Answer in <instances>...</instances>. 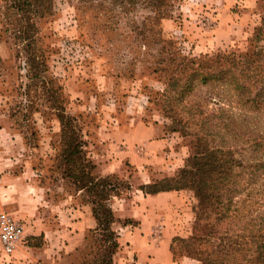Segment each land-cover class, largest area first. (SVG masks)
<instances>
[{
  "label": "rangeland",
  "instance_id": "rangeland-1",
  "mask_svg": "<svg viewBox=\"0 0 264 264\" xmlns=\"http://www.w3.org/2000/svg\"><path fill=\"white\" fill-rule=\"evenodd\" d=\"M263 20L264 0H0V121L10 130L8 153L31 164L30 180L49 203L74 197L98 212L112 186L129 188L126 176L134 183L129 165L123 175L97 170L124 141L120 126H157L166 141L158 157L174 174L152 181L179 192L185 206L170 244L175 255L199 264H264L262 169H253L250 187L241 180L248 164L263 162L264 102L256 132L248 133L253 114L232 95L227 67L217 61L259 45L262 33L253 35ZM198 141V152L219 147L225 164L233 160L236 184L224 214L197 218L196 188L177 179L175 165L187 164ZM41 244V236L23 234L10 256H0L9 263ZM116 252L110 248L104 263L112 264ZM87 259L85 244L72 264Z\"/></svg>",
  "mask_w": 264,
  "mask_h": 264
},
{
  "label": "crops",
  "instance_id": "crops-1",
  "mask_svg": "<svg viewBox=\"0 0 264 264\" xmlns=\"http://www.w3.org/2000/svg\"><path fill=\"white\" fill-rule=\"evenodd\" d=\"M9 132V127L0 121V211L22 221L24 234L41 236L42 244L38 248L24 247L9 263L0 256V264H72L76 250L85 246L86 233L95 228L91 209L86 204L78 206L74 197L57 204L46 201L43 190L30 180L31 164L21 166L19 155L8 153L13 144ZM119 132L124 141H120L117 152H109L113 154L109 160L97 163L101 176L123 175V166L129 165L131 171L127 175L134 179L131 183L126 176L123 180L129 182L128 190L108 199L115 217L110 228L117 235L112 264H197L187 257L173 259L170 252L172 239L183 222L181 212L185 210L179 205V192L151 194L144 187L155 178L174 174L173 170L166 171V161L158 157L166 154V141L160 137V130L157 126L145 128L129 123L120 126ZM179 166L177 163L175 170Z\"/></svg>",
  "mask_w": 264,
  "mask_h": 264
},
{
  "label": "trees",
  "instance_id": "trees-1",
  "mask_svg": "<svg viewBox=\"0 0 264 264\" xmlns=\"http://www.w3.org/2000/svg\"><path fill=\"white\" fill-rule=\"evenodd\" d=\"M260 27L261 28H257L255 35H253V38L256 39V37L262 33V41L259 45L257 42L253 41L251 44L252 47L244 53L237 55L224 53L219 57V59L216 57L217 61H223V64L227 67L225 70L227 73L226 84L228 85L227 87L231 91L232 95L237 98V101L240 104L244 105L246 110L253 114L249 119L248 133L256 132L254 129L257 125L256 122L259 119L258 116H260L258 108L260 103L264 102V20L261 21ZM215 64L217 65L218 62ZM221 73L222 70L218 69L216 75H221ZM209 77L212 79L217 78L212 76ZM245 105H247V107H245ZM250 122L253 124H250ZM211 127H213L212 129L214 130L217 128L219 129V127L214 125ZM230 132H232V134L229 137L233 140L236 139V135L233 134L231 129ZM254 140L255 138L249 139L250 143H246V149H248V151L250 150V152H252V142ZM198 147L199 141L195 144V146H193V149L196 150L188 157L187 164L182 168H180L181 166L178 167L177 172L179 177L177 179L180 180L181 186L187 184L194 189L196 188L195 192L199 202L196 214L197 218H200L203 214L206 215L208 212L213 210L218 211L217 215H220L221 211H223L224 214L229 211V206L232 205V198H230L231 195L227 194L230 193L231 189L235 188L236 184V178L234 181H231L232 177L230 165L233 160L230 159L231 163L225 164L226 161H223L221 158L223 150L219 147H214L210 149V151L204 149L202 152H198ZM247 153L249 155L251 154L249 152ZM248 161L252 162L253 159L250 157ZM261 161H263L262 164H248L245 167V170H248V173L246 174V178L243 177L241 180L247 187H250L253 184V180H255L253 169L257 166L262 169V180L264 181V155L263 160ZM196 173L200 176V179L198 177L196 178ZM193 177H195V180ZM159 183L155 181L144 187H146V191L151 194L171 189H164L161 187L156 188L155 186ZM112 187L114 196H119L121 191L128 189V187H120L121 190L117 191L118 188L114 186ZM227 196L229 197L227 198ZM99 198L100 197L95 199L98 201ZM108 199V197L105 199L104 206H102V208L100 207L98 212L93 209V204H90L91 215L95 221V228L92 231L87 232L84 237V242L89 250V259L83 260L80 264H105L103 259L106 255L105 253L109 252L110 248L117 250V235L110 228V225L115 221V219L111 209L109 208ZM107 239H110L111 241L110 247L104 246ZM173 241L174 239H172V242ZM170 252L173 259H177L178 257H188H177L171 246ZM195 261L199 264L197 260Z\"/></svg>",
  "mask_w": 264,
  "mask_h": 264
},
{
  "label": "built area",
  "instance_id": "built-area-1",
  "mask_svg": "<svg viewBox=\"0 0 264 264\" xmlns=\"http://www.w3.org/2000/svg\"><path fill=\"white\" fill-rule=\"evenodd\" d=\"M24 227L10 214L0 211V252L10 256L23 239Z\"/></svg>",
  "mask_w": 264,
  "mask_h": 264
}]
</instances>
